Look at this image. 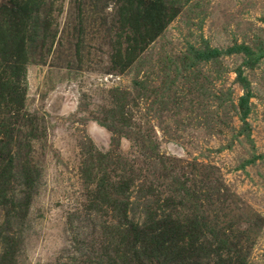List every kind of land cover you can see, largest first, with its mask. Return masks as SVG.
<instances>
[{"label": "rangeland", "instance_id": "rangeland-1", "mask_svg": "<svg viewBox=\"0 0 264 264\" xmlns=\"http://www.w3.org/2000/svg\"><path fill=\"white\" fill-rule=\"evenodd\" d=\"M0 264H264V0H0Z\"/></svg>", "mask_w": 264, "mask_h": 264}]
</instances>
